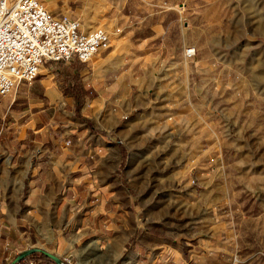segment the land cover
I'll return each mask as SVG.
<instances>
[{
    "label": "rangeland",
    "instance_id": "374dc122",
    "mask_svg": "<svg viewBox=\"0 0 264 264\" xmlns=\"http://www.w3.org/2000/svg\"><path fill=\"white\" fill-rule=\"evenodd\" d=\"M208 1L212 6L201 17L180 11L179 0L152 3L148 22L171 27L156 45L159 57L148 70L151 77L139 85L118 81L120 75L97 83L117 90L101 106L119 111L101 117L111 116L116 123L107 132L126 150L120 167L143 192L150 229L168 236L161 237L168 243L164 249L174 251L159 264H264V88L252 74L253 55L264 48V36L257 34L264 0ZM118 33L111 35V44ZM186 47L194 49L190 58L183 56ZM61 119L58 142L82 148V157L86 153L89 159L102 153L81 137L85 121L71 132L72 119ZM75 153L71 158L76 160L46 166L65 174L53 193L46 191L39 219L24 207L26 179L8 170L9 158L0 154V185L16 196V207L9 210L34 223L38 246L48 247L50 237H79L71 245L77 258L61 256L65 264H142L137 247L143 251L153 239L136 237L142 227L129 242L115 241L122 237L118 228L100 230L84 219L99 196L83 200L68 189L69 175L79 166ZM91 240L101 248L83 251Z\"/></svg>",
    "mask_w": 264,
    "mask_h": 264
},
{
    "label": "crops",
    "instance_id": "0c3cea01",
    "mask_svg": "<svg viewBox=\"0 0 264 264\" xmlns=\"http://www.w3.org/2000/svg\"><path fill=\"white\" fill-rule=\"evenodd\" d=\"M42 1L54 17L79 20L83 30L104 28L111 35L116 34L115 30L120 33L108 50L95 55L87 64L77 59H73L69 66L48 61L30 83L21 82L8 94H0V154L4 153L9 158L5 162L8 170L14 169L21 173L22 179H26L24 207L35 210L39 219V213L44 212L46 191L53 193V185L59 184L61 174H65L55 169L48 170L46 166L51 162L56 167L65 161L76 160L71 158V152L77 150L79 153L75 156L79 166L69 175L68 189L73 195H83V200L95 194L99 196L91 211L85 210L84 219L98 224L100 230L118 228L116 230L122 237H116L115 241L129 242L142 227L136 237L153 239H149L150 246L143 251L140 245L137 247L140 249L138 259L142 264H159L166 254L173 255L174 251L164 249L168 243L161 237L168 236L155 234L150 229V219L145 218L146 206L141 199L143 192L137 190L138 184L130 182L120 167L121 161L124 163L126 159V150L107 132L116 123L111 116L101 117L109 110H116V114L119 111V107L101 106L117 90L107 89L106 85L100 87L97 83H105L106 78L112 75H120L118 81L138 85L150 78L148 70L159 57L155 53L156 45H162L164 34L171 26L148 22L155 0ZM179 1L180 11H191L195 17L203 16V11L212 6L208 0ZM63 117L72 119L74 128L71 132L76 130L78 123H87L81 137L88 141V146L102 149L96 159H89L86 153L82 157V148L58 142L56 136L60 131L57 122ZM119 121L117 118V124ZM57 154L61 156L57 157ZM9 192L0 185V264H55L41 255L42 250L26 254L12 263L22 250L34 246L59 256L67 255L71 260L77 258L71 245H75L79 237L72 240L50 237L48 241L43 237L48 247L35 244L39 238L34 237L31 229L34 223L9 210L16 203V196ZM260 236L264 237V225L260 227ZM96 242L91 240L83 251L100 249ZM69 262L72 264L73 261ZM131 264L136 263L133 261Z\"/></svg>",
    "mask_w": 264,
    "mask_h": 264
},
{
    "label": "built area",
    "instance_id": "2783aa9c",
    "mask_svg": "<svg viewBox=\"0 0 264 264\" xmlns=\"http://www.w3.org/2000/svg\"><path fill=\"white\" fill-rule=\"evenodd\" d=\"M110 46L109 31L83 30L79 20L54 17L42 0H0V94L30 83L48 61L86 64ZM193 51L186 47L184 58Z\"/></svg>",
    "mask_w": 264,
    "mask_h": 264
},
{
    "label": "bare ground",
    "instance_id": "6f19581e",
    "mask_svg": "<svg viewBox=\"0 0 264 264\" xmlns=\"http://www.w3.org/2000/svg\"><path fill=\"white\" fill-rule=\"evenodd\" d=\"M257 34L264 36V22H263V25L258 26V28H257ZM253 57L256 58V61H257L256 64L253 62V64H255V65L252 64L254 66V68L252 66V68L254 69L253 70L254 72L252 73L253 74L254 81L256 83H259L260 82L259 85H261L264 88V48H261L260 49V53L257 56L253 55ZM251 63H252V61H251ZM239 91H240V88L239 87H237L236 89H234L235 94L240 93Z\"/></svg>",
    "mask_w": 264,
    "mask_h": 264
},
{
    "label": "water",
    "instance_id": "95a60500",
    "mask_svg": "<svg viewBox=\"0 0 264 264\" xmlns=\"http://www.w3.org/2000/svg\"><path fill=\"white\" fill-rule=\"evenodd\" d=\"M38 250H42L43 253H45L48 257H50L51 259H53L55 261L56 264H65L64 263V260L61 256H59L58 254L56 253H52V252H49V251H46V250H43L39 247H29V248H26L24 250H22L12 261V263L16 262L17 260H19L20 258H22L23 256H25L26 254H29L31 252H34V251H38Z\"/></svg>",
    "mask_w": 264,
    "mask_h": 264
},
{
    "label": "trees",
    "instance_id": "16d2710c",
    "mask_svg": "<svg viewBox=\"0 0 264 264\" xmlns=\"http://www.w3.org/2000/svg\"><path fill=\"white\" fill-rule=\"evenodd\" d=\"M80 62V61H79ZM81 63V62H80ZM63 64V63H60ZM41 255H43L46 259L53 261L55 263V261L53 259H51L50 257H48L45 253L41 252ZM56 264V263H55Z\"/></svg>",
    "mask_w": 264,
    "mask_h": 264
}]
</instances>
